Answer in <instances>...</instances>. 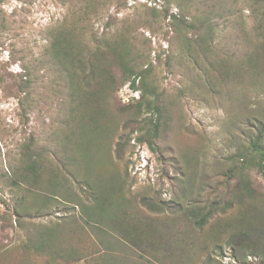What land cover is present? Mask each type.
<instances>
[{
    "label": "rangeland",
    "instance_id": "374dc122",
    "mask_svg": "<svg viewBox=\"0 0 264 264\" xmlns=\"http://www.w3.org/2000/svg\"><path fill=\"white\" fill-rule=\"evenodd\" d=\"M89 1L0 0V264H67L22 247L28 231L36 237L42 226L58 227V238L87 253L70 264H101L103 251L108 264H264V184L248 155L264 119V58L255 67L241 62L248 51L264 54L263 17L247 0L189 1L181 12L185 21L207 15L215 25L209 45L219 55L214 64L197 49L200 32L183 25L178 31L169 19L178 13L169 1ZM75 15L86 16L79 36L86 60L96 50L107 51L102 42L111 45L126 30L134 69L157 87L163 107L155 151L136 141L131 124L121 155L112 149L109 166L100 161L124 183V209L102 224L108 249L96 237L97 223L68 200L52 201L51 210L40 213L30 209L21 226L12 214L15 200L31 188L28 145L42 157L39 172L60 176L65 194L90 201L67 175L70 157H79L66 142L76 130L67 122L78 116L70 113L68 84L48 51L52 31ZM223 71L227 75L219 76ZM110 72L115 82L122 80L115 64ZM112 89L105 107L118 123L108 138L114 145L139 92L129 83Z\"/></svg>",
    "mask_w": 264,
    "mask_h": 264
},
{
    "label": "trees",
    "instance_id": "16d2710c",
    "mask_svg": "<svg viewBox=\"0 0 264 264\" xmlns=\"http://www.w3.org/2000/svg\"><path fill=\"white\" fill-rule=\"evenodd\" d=\"M92 1H89L88 6ZM165 1H169L171 5H176L178 8V13L169 16L171 21L177 22L175 26L178 31L183 25L188 29L200 32L197 49H200L206 57L212 56L214 64H218V52L209 47L215 39V25L211 18L206 15L201 18H193L192 21H185L181 12L189 4V1L195 0ZM247 1L253 6L252 10H255V13L257 15L259 13L264 19V0ZM85 17H76L75 15L72 22L61 23L55 28L51 34V48L48 51L50 57L63 72L62 75L68 84L67 95L72 104L69 108L70 113L73 112L78 116L73 119L72 124L67 122V126L76 130H71L66 142H72L73 148H76L75 151L79 156L76 160L70 157L71 170H67V175L79 185L81 193L87 194L90 201L87 204L82 203L77 192L65 194L66 188L63 186L60 176H50L39 172L43 168V163H39L42 157L33 155L32 149L28 145L25 149V156L26 160L31 161L32 164L31 188L26 190L27 194L21 195L19 199L15 200L12 214L15 217L16 225L21 226L23 214L30 209L40 213L48 211L52 201L57 203V201L68 200L69 204L79 205L82 208L81 211L85 219L94 220V223H97V226L94 225L96 237L101 244L103 243L102 246L108 249L104 245V240L107 239L105 238L107 230L102 229V224L106 225V222L113 220L111 218L113 215L118 218L115 212L117 214L124 209L125 204L122 200L124 183L117 179L113 173L104 170L100 161L109 166L112 149L115 154L121 155L123 143H129L130 140L125 131L131 124L136 126L135 131L138 134L135 138L136 141L155 151L157 149L156 141L160 137L162 127L163 107L157 87L146 80L143 70L135 71L134 69L135 52L124 36L125 29L120 32V38L113 39L111 45L102 42L107 51L96 50L86 60L80 48V46L86 45L84 41L80 40L82 37L81 26L86 21ZM181 20H183L182 24ZM183 45L189 59L196 61L194 49L190 47V44L184 43ZM196 52L198 51L196 50ZM244 56L245 58L241 59V62L247 63L250 67L258 66L261 59L264 58V54L256 51H248ZM229 61L231 62V59ZM112 64H115L117 70L121 71L122 80L118 83L115 82L114 75L110 72ZM224 74L227 75V72H220L219 76ZM249 74L253 76V73L249 72ZM127 83L131 89L139 92V97L135 100L134 109L130 113H126V117H124L125 114L122 116L124 118L122 133L116 144L112 145L108 142V138L114 136L118 129V123L110 119L106 111L105 105L108 98L106 94L111 87L115 92ZM260 124L259 134L248 144V155L249 160L253 162L260 173L264 184V119L260 121ZM73 134L76 137L75 141L70 138V135ZM65 147L66 143L64 142L62 148ZM69 150L72 152L71 149ZM241 183L245 193H249L247 183L245 181H241ZM36 207L42 209H36ZM7 209L9 210V207ZM55 213L58 212L55 211ZM239 220L242 221V219ZM98 223L101 227L98 226ZM40 229V232L36 233V237H33V229L28 231L30 236L26 237L22 244L24 250L36 256L47 257L49 261L59 258L67 264L87 258V253H81L79 245L70 242L65 244V239L62 240L63 238L56 236L58 227L42 226ZM100 253L102 255L101 264H108L109 253L106 254L105 251Z\"/></svg>",
    "mask_w": 264,
    "mask_h": 264
}]
</instances>
